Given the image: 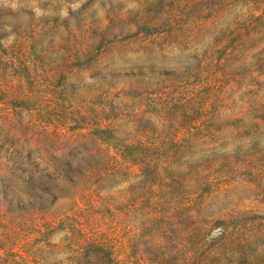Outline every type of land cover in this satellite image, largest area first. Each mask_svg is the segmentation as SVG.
I'll use <instances>...</instances> for the list:
<instances>
[{"label":"rangeland","instance_id":"374dc122","mask_svg":"<svg viewBox=\"0 0 264 264\" xmlns=\"http://www.w3.org/2000/svg\"><path fill=\"white\" fill-rule=\"evenodd\" d=\"M0 264H264V0H0Z\"/></svg>","mask_w":264,"mask_h":264}]
</instances>
